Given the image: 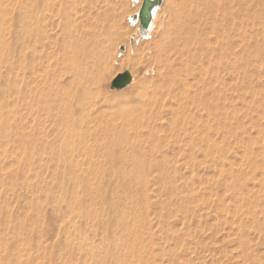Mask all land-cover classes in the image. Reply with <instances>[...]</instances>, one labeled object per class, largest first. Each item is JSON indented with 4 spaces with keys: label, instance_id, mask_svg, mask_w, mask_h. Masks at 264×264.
I'll return each instance as SVG.
<instances>
[{
    "label": "rangeland",
    "instance_id": "rangeland-1",
    "mask_svg": "<svg viewBox=\"0 0 264 264\" xmlns=\"http://www.w3.org/2000/svg\"><path fill=\"white\" fill-rule=\"evenodd\" d=\"M74 1V7H83L84 13L115 23L111 42L106 45L111 52L108 80L106 76V80L98 79L85 90L87 95L80 102L86 110L76 114L79 120L85 117L84 124L89 123L85 125L101 139L109 128L122 122L120 111L137 99L139 89L145 91L161 79L159 72L168 70L154 40L178 0H162L148 37L142 36L139 23L132 20L139 14L143 0ZM26 2H5V27L10 29L13 24L12 35L24 26ZM252 7L250 20L229 31L238 52L244 41L241 34H248L251 58L242 67L249 70V78L242 77L240 68L235 73L222 69L224 79L219 87L223 93L209 99L219 106V154L214 158L204 156L202 151L189 160L168 148V159L149 160L154 167L147 182L146 206V198L141 199L139 187L132 180L134 190L122 205L129 214V234L123 244L140 249L141 264H264V0H253ZM207 24L206 44L223 45L210 20ZM4 35L7 41H14L7 29ZM19 51L24 53V47ZM201 59L208 66L207 57L202 55ZM23 71L21 66L20 83H15L6 63L0 66V128L5 131L0 136V264H96L89 249L92 245L100 247L101 234L92 233V222L86 225L81 216L89 212L96 216L103 210L109 217L114 216L110 205L119 200L114 190H124L118 181L125 169L112 167L102 155L94 159L80 156L69 170L68 165L51 158L50 151L44 155L31 152L28 144L34 139L59 144L65 136L54 131L57 122L45 123V130L43 125L35 126L26 108L32 84ZM124 71L131 73L129 85L111 88V74ZM69 106L75 107L76 101ZM209 131L216 132L212 127ZM127 161L128 166H135L133 160ZM67 172L71 174L64 176ZM163 178L177 188L176 196L170 197ZM102 187L111 192L107 194ZM72 188L77 189L78 197L72 194ZM76 200L83 204L79 207ZM180 200L188 211L180 209L182 206L176 203Z\"/></svg>",
    "mask_w": 264,
    "mask_h": 264
},
{
    "label": "bare ground",
    "instance_id": "bare-ground-1",
    "mask_svg": "<svg viewBox=\"0 0 264 264\" xmlns=\"http://www.w3.org/2000/svg\"><path fill=\"white\" fill-rule=\"evenodd\" d=\"M6 1L0 0V66L6 63L14 82L22 75L19 72L21 66L25 69L24 76L32 84L26 108L35 126L38 123L43 125L45 130V123L57 122V126L54 123V131L63 132L65 136V139L59 144L55 143L56 145L45 142L43 138L34 139L28 144L31 152L44 155L50 151L51 158L68 165L69 170L76 164L73 160L76 161L80 156L94 159L102 155L106 156L112 167L122 166L125 169L118 181L124 190L120 187L114 190L119 200L117 204L110 205L115 212L114 216L109 217L104 210L96 216H93V212L79 215L84 218L86 225L89 224L88 221L92 222V233L101 234L100 247L92 245L89 249V253L96 258V264H141L142 260L138 259L141 256L140 249L123 244L129 234V214L127 215L122 205L130 199L129 194L134 190L132 180L135 181L136 187H139L138 195L141 199L146 198V206L147 182L154 167L153 162L149 160L167 158L168 148L189 160L197 158L198 152L202 151L204 156L214 158L219 154V106L213 105L211 100L223 93L219 87L224 79L221 75L222 69L228 68L235 73V70L240 68L243 71L242 77L249 78V70L245 66L242 67V64H249L251 58V42L246 39L248 34H241L244 41L238 52L234 50L235 40L229 31L230 28L242 27L243 22L250 20L253 0L176 1L169 20L154 40L159 58L168 70L165 73L159 72L161 79L145 88V91L139 89L137 99L129 101L120 111L123 115L122 122L109 128L106 136H101L104 139L91 133L93 131L88 128L90 124L85 122L89 124L87 126L83 122L86 118L79 120L76 114L86 110L80 102L87 95L85 90L98 79L104 80L105 76L107 79L106 74L111 69L107 60L111 58V52L106 45L109 46L111 42L115 23L107 20L105 22L103 18L96 19L93 17L94 13L89 14L88 11L84 13L83 7H74V0H27L25 12L22 14L24 26L16 29L12 35L13 24L10 29L5 27L8 14ZM144 3L145 0L142 1L139 14L132 20L139 23L142 36L148 37L152 31L156 10L162 0H149L146 19L142 15ZM209 20L218 36L222 37L223 45L219 42L213 43L214 47L206 44L204 35ZM6 29L14 38L13 42L5 39ZM21 47L25 49L22 54L19 51ZM211 48L212 51L209 52ZM202 55L207 57L208 66L202 62ZM117 75L112 73L109 79L113 80ZM72 101H76L73 108L69 106ZM8 119L11 120V117ZM211 127L216 131L215 134L209 131ZM4 132L0 128V136L5 135ZM105 158L103 160H106ZM127 160H133L135 166H128ZM70 174L71 172H67L64 176ZM165 179L163 178V181ZM165 181L170 197L176 196L177 188L170 185V180ZM86 189L92 188L86 186ZM102 189L107 194L111 192L107 188ZM72 190L73 193H70L76 195L77 189ZM76 202L79 207L83 204L80 200ZM176 203H180L183 212L188 211L182 200Z\"/></svg>",
    "mask_w": 264,
    "mask_h": 264
},
{
    "label": "water",
    "instance_id": "water-1",
    "mask_svg": "<svg viewBox=\"0 0 264 264\" xmlns=\"http://www.w3.org/2000/svg\"><path fill=\"white\" fill-rule=\"evenodd\" d=\"M161 2V0H160ZM149 3V0H145V3L142 7V15L143 18L146 19V17L148 16V14H146L147 12V4ZM145 21V20H144ZM132 80V76L131 73L129 71H124L120 74H118L111 82V88L113 89H122L124 87H126L127 85H129V83Z\"/></svg>",
    "mask_w": 264,
    "mask_h": 264
}]
</instances>
